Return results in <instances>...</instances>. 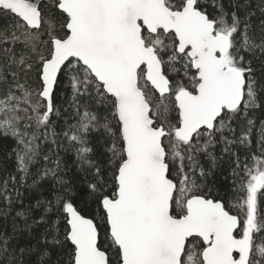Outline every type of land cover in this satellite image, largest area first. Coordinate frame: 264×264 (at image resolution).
<instances>
[{"label": "snow or ice", "instance_id": "1", "mask_svg": "<svg viewBox=\"0 0 264 264\" xmlns=\"http://www.w3.org/2000/svg\"><path fill=\"white\" fill-rule=\"evenodd\" d=\"M0 264H264V0H0Z\"/></svg>", "mask_w": 264, "mask_h": 264}]
</instances>
